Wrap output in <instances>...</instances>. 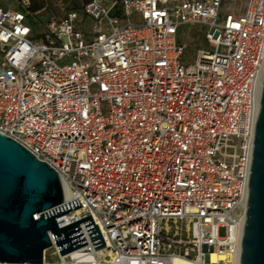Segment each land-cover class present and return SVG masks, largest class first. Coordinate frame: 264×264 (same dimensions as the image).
<instances>
[{"label": "built area", "instance_id": "obj_1", "mask_svg": "<svg viewBox=\"0 0 264 264\" xmlns=\"http://www.w3.org/2000/svg\"><path fill=\"white\" fill-rule=\"evenodd\" d=\"M196 26L208 49L182 41ZM263 73L264 0H90L45 21L0 0V132L64 191L33 217L77 198L57 225L90 214L105 244L80 221L87 243L60 254L48 230L43 263L239 264Z\"/></svg>", "mask_w": 264, "mask_h": 264}, {"label": "water", "instance_id": "obj_2", "mask_svg": "<svg viewBox=\"0 0 264 264\" xmlns=\"http://www.w3.org/2000/svg\"><path fill=\"white\" fill-rule=\"evenodd\" d=\"M64 200L57 171L0 132V264H45L43 250L52 233L60 254L86 244L83 221L94 248L104 240L91 215L59 227L54 216L81 205ZM239 264H264V73L257 114Z\"/></svg>", "mask_w": 264, "mask_h": 264}, {"label": "rangeland", "instance_id": "obj_3", "mask_svg": "<svg viewBox=\"0 0 264 264\" xmlns=\"http://www.w3.org/2000/svg\"><path fill=\"white\" fill-rule=\"evenodd\" d=\"M20 1L24 0H5L6 6H13L16 7ZM86 0H28L29 6H35L38 9L34 11L35 15L45 21L49 16L55 17H62L65 13L70 10H80L82 6L86 3ZM95 21L92 18H87L85 29H90ZM206 28L202 29L199 27H192L188 33L182 32L181 39L187 44V49H191L194 45V48H209V44L206 42H198L199 37H203L204 33L206 32ZM186 50V54L183 55V61L186 60V57L194 55V52ZM222 233V231H221Z\"/></svg>", "mask_w": 264, "mask_h": 264}, {"label": "bare ground", "instance_id": "obj_4", "mask_svg": "<svg viewBox=\"0 0 264 264\" xmlns=\"http://www.w3.org/2000/svg\"><path fill=\"white\" fill-rule=\"evenodd\" d=\"M78 256V255H77ZM91 254H86V255H84L83 257L85 258V259H89V258H91ZM212 259L213 260H216V259H218V255L217 254H215V253H213L212 254Z\"/></svg>", "mask_w": 264, "mask_h": 264}, {"label": "trees", "instance_id": "obj_5", "mask_svg": "<svg viewBox=\"0 0 264 264\" xmlns=\"http://www.w3.org/2000/svg\"><path fill=\"white\" fill-rule=\"evenodd\" d=\"M90 0H86L85 2L86 3H88ZM85 3V4H86ZM38 8L37 7H35V6H29V10L31 11V12H34V11H36Z\"/></svg>", "mask_w": 264, "mask_h": 264}]
</instances>
